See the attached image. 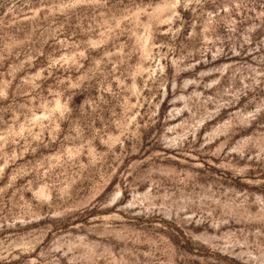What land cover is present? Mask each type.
I'll return each instance as SVG.
<instances>
[{
    "label": "rangeland",
    "instance_id": "374dc122",
    "mask_svg": "<svg viewBox=\"0 0 264 264\" xmlns=\"http://www.w3.org/2000/svg\"><path fill=\"white\" fill-rule=\"evenodd\" d=\"M0 264H264V0H0Z\"/></svg>",
    "mask_w": 264,
    "mask_h": 264
}]
</instances>
